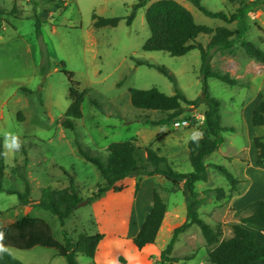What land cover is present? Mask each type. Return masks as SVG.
I'll return each mask as SVG.
<instances>
[{
	"label": "rangeland",
	"instance_id": "rangeland-1",
	"mask_svg": "<svg viewBox=\"0 0 264 264\" xmlns=\"http://www.w3.org/2000/svg\"><path fill=\"white\" fill-rule=\"evenodd\" d=\"M60 1L63 2L62 8H57L45 0H0V14L4 15L0 24L5 25L4 33L8 36L4 49L0 42V101H7L3 106L0 103V138L3 139L4 132L10 131L19 134L24 141L22 150L15 153L10 162L6 163L4 159V187L24 192L25 176L31 185L32 200H39L45 189L63 195L66 192L71 194V178L74 179V186L78 188L82 198L86 199L97 192L99 185L103 183L100 172L79 153L77 142L86 155L105 162L109 156L108 147L113 143L132 141L143 148L155 150L151 143L158 144L165 138L187 143L186 138L194 128L202 130L204 137L207 134L205 106L195 109L184 104V113L171 122L167 121L168 114L138 110L132 106L131 89L155 88L168 96L175 95L178 89L191 101L203 92L200 50H193L182 57H173L167 52H147L143 49L151 37L146 22L147 7L159 0H149L146 7L139 9L131 26L127 25V19L133 5L139 0ZM174 1L187 7L199 25L214 30L219 27L232 31L239 27L245 28V40L264 51V13L259 18L254 13L258 7L264 10V0H202V4L215 13L223 12L230 16L241 10L238 19L231 24L207 17L188 1ZM35 13L44 22L41 29L42 41L50 53L51 68L45 75L41 71V41L36 35ZM94 15L101 18H119L120 22L115 28L96 29ZM211 39L212 36L202 35L198 41L207 49L212 71L222 74L229 71L230 76H240L245 74L247 67L257 74L264 70V64L256 62L245 53L237 37L232 38L233 54H225L219 47L208 48ZM234 61L242 63V67L234 65ZM138 62L166 68L175 77L176 83L157 69L139 66ZM256 65L259 69L255 68ZM62 70L73 73L74 80L80 84V90L88 91L82 104L83 117L72 119L74 131L62 126L71 104V83ZM240 83V86L233 87L217 79L208 80L211 97L221 103L222 124L237 129L235 133H223L225 144L222 150L228 154L229 160H223L222 152L207 158L209 180L196 184V192L203 188H223L226 192L222 200L212 194L199 208L201 218L221 231L220 241L232 236V225L239 221V212L229 207L234 190L212 165L225 166L235 178L243 175L241 165L233 162L239 158L235 156L240 154L242 148H247L245 153L250 158L252 155L248 149L250 139L242 111L256 97L258 91L261 98H264V71L256 78H243ZM182 119L189 122V127L176 129L174 122ZM160 120H164L163 125L153 124ZM258 136H264V130ZM184 150L185 146L180 144L179 152L183 153ZM241 158L246 161L245 157ZM169 163L177 172L193 171L188 156ZM132 181H136V178L123 181V192L110 193L117 197L112 203L128 202L127 223L130 233L131 229L137 227L134 224V206L138 193L133 191L127 197ZM183 184L181 181L174 185L160 176L158 189L166 193L169 202L173 195L182 200L181 192L187 193ZM253 196L255 195H247L244 202L256 198ZM261 196L259 199H264V195ZM17 204L20 205L17 195L0 194V225L23 214L20 211L14 212L13 208ZM30 214L34 218L49 222L56 238L63 241V229L51 212L33 208ZM241 214H246V211H241ZM117 224L119 221L106 219L99 222L91 205H85L66 221L65 229L74 240L80 234L102 233L101 228L105 232L102 234L112 237L116 234ZM259 227L264 225L256 224L253 230L259 231ZM130 236H126L127 239ZM258 243L261 245L262 239ZM215 246H208L199 228L194 226L179 235L172 256L190 259L178 264H212L208 254ZM165 248L166 246L158 254L151 256L150 264H157L160 253ZM10 250L11 255L23 264H67L64 258L57 256L54 249L39 247L31 251L14 248ZM126 256L131 258L127 253L120 255V261L122 259L125 262H121L122 264H128ZM77 261L78 264L94 263L83 255H79Z\"/></svg>",
	"mask_w": 264,
	"mask_h": 264
},
{
	"label": "trees",
	"instance_id": "trees-1",
	"mask_svg": "<svg viewBox=\"0 0 264 264\" xmlns=\"http://www.w3.org/2000/svg\"><path fill=\"white\" fill-rule=\"evenodd\" d=\"M47 3L62 8L63 2L60 0H45ZM149 0H139L133 5V10L127 19V25L131 26L136 18L137 11L147 6ZM192 3L200 12L210 18L220 19L228 24L238 19L241 10L233 15L227 16L223 12H212L207 9L202 0H185ZM258 6V4H257ZM94 27L101 29L105 27H117L119 18H101L93 16ZM36 35L41 41L42 64L41 71L45 75L51 68L50 53L42 41L43 21L40 16L34 15ZM146 22L151 32V37L145 43L143 49L147 52L163 51L173 57H182L193 50H200L202 59L201 73L203 77V92L195 100H188L178 89L176 94L168 96L157 89L138 90L131 89L132 106L138 110L153 111L168 114L167 121L171 122L174 118L182 115L185 111V105L195 109L205 106L206 118V136L199 142V145L189 142V160L193 171L190 173H181L175 171L167 158L160 156L152 148H143L132 141L113 143L108 147L109 156L105 162L94 159L86 155L79 146V153L89 162L94 164L101 175L103 183L99 185L96 193L84 199L80 196L78 188L74 186V179H70L69 192L65 195L51 189L42 191L39 200H32L31 185L27 177L23 176L25 191L7 190L4 187L6 176V165L4 157L0 156V194L17 195L20 206L30 208H40L51 212L60 222L63 229V241L56 238L52 226L44 219L26 216L18 219L14 223L2 226L7 237L5 244L10 248L31 251L35 248L54 249L57 256L64 258L67 264H78L79 255L86 256L94 261L99 249L100 243L105 235L96 233L93 235L80 234L76 240L71 238L65 229L66 221L75 213L77 209L85 205H92L94 202L102 199L108 192L121 193L125 190L122 184L127 178H136V194L140 191L145 178L163 176L174 185L184 182V188L190 194L192 202L188 207L186 222L174 230L172 240L167 247L160 253L157 264H178L183 260L172 256L175 243L180 234L185 233L196 226L208 246L217 245L209 252L208 258L212 264H254L260 262L264 264V246L257 241L256 232L248 229L247 224H264V200H257L250 204L246 209L248 215L237 214L239 223L232 225L233 236L229 239L220 241L221 231L213 228L205 222L199 213V208L207 202L212 194H216L218 200H222L226 192L223 188L209 189L202 193L196 192V184L207 182L209 180V166L206 164V158L219 150L224 144L223 133L233 132V127L222 124L221 103L211 97L208 88L209 79H217L228 86H240V81L232 78L229 74L214 72L209 63L207 49L198 41L202 35L212 36L208 48L219 47L225 54H233L232 38L237 37L245 53L257 62L264 64V51L255 44L248 42L244 38L245 28L239 27L232 31L226 27H219L216 30L196 23L193 14L181 3L174 0H159L147 7ZM139 66L145 65L149 68H155L174 84L175 77L164 67L153 65L148 62H138ZM69 78L71 86L69 89L70 107L62 121V126L66 129L75 130L72 119H81L83 117L82 104L87 95V90H80V84L74 80L73 73L62 70ZM95 104V102H93ZM252 123L254 127L264 126V98H261L253 112ZM163 125L164 120L153 123ZM3 139L0 138V152L3 151ZM254 144L258 153L257 163L264 165V138L255 137ZM221 175H223L232 190H236L240 181L222 165H212ZM167 204L161 197L158 190L154 192L152 210L143 224L140 233L134 239V245L142 250L156 242L158 233L162 226ZM1 215V212H0ZM122 263H125L121 259ZM0 264H23L12 255H5L0 259Z\"/></svg>",
	"mask_w": 264,
	"mask_h": 264
},
{
	"label": "crops",
	"instance_id": "crops-1",
	"mask_svg": "<svg viewBox=\"0 0 264 264\" xmlns=\"http://www.w3.org/2000/svg\"><path fill=\"white\" fill-rule=\"evenodd\" d=\"M254 13L256 15V18H259V15L260 16L263 15L264 10H261L258 7L256 8ZM3 17L4 15L0 14V20H2ZM5 31H6V27L5 25L1 23L0 24V42L3 43V46H2L3 49L5 47V44H7V41H8V36L6 35V33H4ZM235 64L239 65L240 68L242 67V63H237L234 61V65ZM255 68L259 69L257 65L255 66ZM263 71L260 74H257V73H253L251 69L248 70V67H247V69L245 70V74L240 75V76L231 74V76L232 78L238 81H242L243 78L251 79L252 76L253 78H256L259 75H262ZM228 72H225V73L229 74L230 72L229 73ZM260 99H261V93L259 94V91H258L256 94V97L253 98V100L250 102L248 107L243 109L242 111L243 119L246 123L248 134H249V139H250L249 140L250 146L248 147V149L252 155L250 158L249 155L245 153V150L247 148L246 149L242 148L240 150L241 151L240 154L238 156L237 155L235 156V157H239L237 159L238 161L237 160L233 161V162L239 163L243 170V175L237 178L239 179L240 183L237 189L234 190V196L230 200V205H229V207L230 208L232 207V209H235L236 212L246 211L248 206L252 204L253 202L257 200H264V199H259V197H262L261 195H264V165L259 166L257 163L258 153H257V149L254 144L255 137H259L258 134L262 133V130H264V126L254 127L252 123L254 108ZM6 102H7L6 100H4L2 103L0 101V103L2 104L1 106L6 105ZM1 117L2 116H0V119ZM236 131L237 129L234 128V131L230 133H235ZM262 137L264 138V136ZM151 144H152L151 146L154 147L155 151L160 156L167 158L168 161H179V159L182 156H188L189 158V147H188L189 142L181 143L178 140L173 141L170 138H168V140L165 138L162 142L158 144H154V143H151ZM180 144H182V146H185V150L183 151V153L179 152ZM224 144L215 153L222 152V155L224 156L223 160L227 161L229 160L228 159L229 156L227 153H224L222 150ZM231 144L233 145L232 142ZM212 155H210L209 157H211ZM241 157H245L246 161L242 160ZM206 164L208 165V163ZM215 165H218V164H215ZM185 173H190V172H185ZM159 182H160V176H155V177L144 179L141 185L140 191L137 194L136 204L134 206L135 207L134 208L135 209L134 210V214H135L134 224L137 227H135L134 229H131V233L128 229V223H127V216H128V209H129L128 202L120 203V204L112 203V200L117 199V197H115L114 195H110L111 192H108L102 199H100L97 202H94L91 205L93 214L99 222H101L103 219H106L109 221L113 220L115 222L119 221V224H117V229L115 230L116 234H114L112 237H108L106 235L104 240L100 243L99 249H98V252L95 258L96 264H114V262L115 264H122L120 261V255L125 254V253L131 256V258H128V256H126V260L128 264H150L149 261H150L151 256L158 254L164 246L167 247V245L172 240L174 230L182 226L186 222L187 214H188V207L191 204L192 199L188 192L187 193L181 192L183 196L182 200H178L177 195H173L171 196V200L169 202L167 200L166 193L163 190L158 189ZM6 189L13 190V189H8V188ZM134 189L136 190V181H132L129 184L130 192H128V195H127L128 198L130 197L133 191L135 192ZM155 190L159 191L161 197L167 204V207H168L167 212L165 214V217H164L162 226L160 228V231L158 233V237L156 239L155 244L149 245L145 247L144 249L139 250L134 245V239L140 233L143 224L145 223L147 217L149 216L152 210ZM204 191H206V188H203V190L199 191L198 193H202ZM239 192L240 193L242 192V194H239ZM250 194L255 195L253 197H256V198H253L249 202H244V198ZM13 210L14 212L20 211L23 214H20V216H18L17 218L14 217L13 215L14 217L13 220H9L10 221L9 223H6L0 226H7V225L14 223L15 221H17L18 219L22 217L30 216L31 215L30 213L33 211V208L20 206L17 204L14 206ZM244 215H248V212H246V214ZM236 223H239V221ZM255 225L256 224L254 223H250V224H247L246 227L254 231L253 228ZM261 225H264V224H261ZM259 229H260L259 231L255 230L254 232H256L257 234V241H259V239H262L263 243L261 245L264 246V227H259ZM101 230H102L101 231L102 233H105L102 228ZM129 234L131 235L130 239H127L126 236H129ZM232 236H233V233H232ZM216 247L217 245L212 250H214ZM259 263L260 262H257L254 264H259Z\"/></svg>",
	"mask_w": 264,
	"mask_h": 264
},
{
	"label": "clouds",
	"instance_id": "clouds-1",
	"mask_svg": "<svg viewBox=\"0 0 264 264\" xmlns=\"http://www.w3.org/2000/svg\"><path fill=\"white\" fill-rule=\"evenodd\" d=\"M187 122H185L186 124ZM204 138V132L200 129H193L186 138V142H191L193 144L199 145V142ZM24 146V141L21 136L14 132H4L3 133V151L0 152V156L4 157L5 162H10L11 157L22 150ZM14 166V165H13ZM7 234L0 226V259H3L5 255L10 256L11 250L8 245L5 244ZM115 264V262H114Z\"/></svg>",
	"mask_w": 264,
	"mask_h": 264
},
{
	"label": "built area",
	"instance_id": "built-area-1",
	"mask_svg": "<svg viewBox=\"0 0 264 264\" xmlns=\"http://www.w3.org/2000/svg\"><path fill=\"white\" fill-rule=\"evenodd\" d=\"M185 122H187V123L185 124ZM174 127L176 129L186 128V127H189V122L187 120H183V119L182 120H178V121L174 122Z\"/></svg>",
	"mask_w": 264,
	"mask_h": 264
}]
</instances>
